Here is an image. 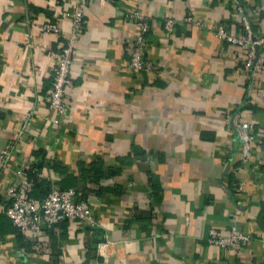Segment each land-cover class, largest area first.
<instances>
[{"label":"crops","instance_id":"0c3cea01","mask_svg":"<svg viewBox=\"0 0 264 264\" xmlns=\"http://www.w3.org/2000/svg\"><path fill=\"white\" fill-rule=\"evenodd\" d=\"M76 0H0V264H264V137L239 161L225 115L264 129V71L250 76L240 49L215 33H238L228 0H88L74 41L62 109L48 107L50 48L69 33ZM264 33V0H244ZM147 16L143 55L128 64L137 23ZM189 15L190 20H184ZM173 28H163L164 18ZM197 21V22H195ZM117 167L97 181L87 165ZM40 161L35 176L73 186L94 223L66 220L20 240L3 213L14 169ZM231 224L250 234L241 246L208 241Z\"/></svg>","mask_w":264,"mask_h":264},{"label":"built area","instance_id":"2783aa9c","mask_svg":"<svg viewBox=\"0 0 264 264\" xmlns=\"http://www.w3.org/2000/svg\"><path fill=\"white\" fill-rule=\"evenodd\" d=\"M87 1L76 0L70 12V30L65 38L59 35L60 27L55 21L46 20L41 23L43 30L52 31L60 37L56 47L49 49L53 63L47 102L48 107L55 111L62 109L64 88L70 80L69 67L72 47L83 29V6ZM228 1L238 14L239 31L238 33L232 32L219 23L215 27V33L225 42L240 49L241 66L250 76H256L264 71V33L256 30L253 26L246 11L244 0ZM125 16L134 19L137 23V30L130 39L128 49L127 59L130 69L134 72L149 70L152 63L143 55L144 34L149 27V18L136 9L126 12ZM190 19L189 15L184 17V20ZM173 25L172 18H164L163 28L166 31H171ZM225 121L235 130L239 161L244 163L250 155L252 142L256 136L264 137V129L256 127L252 120L241 118L234 113H227ZM11 150L12 146L9 142L0 147V172L6 167ZM14 175V179L7 183L4 189L5 197L2 211L11 223L22 232L37 236L44 230L45 226L55 224L62 219L81 221L84 224L87 223L88 227L93 225L94 219L90 206L85 199L77 198V191L74 187L58 188L50 185L47 192L37 199L29 195L32 182L25 171V166L16 167ZM250 237V234L240 230L235 224H231L225 231L216 227L208 229V241L222 246H241Z\"/></svg>","mask_w":264,"mask_h":264},{"label":"trees","instance_id":"16d2710c","mask_svg":"<svg viewBox=\"0 0 264 264\" xmlns=\"http://www.w3.org/2000/svg\"><path fill=\"white\" fill-rule=\"evenodd\" d=\"M39 164H40V161H35L34 163H31L27 167H25V171H26L28 177L30 178V180L32 182L29 195L31 197H34L37 199L41 198L47 192V190L50 186L49 183L46 181L43 183L42 178H40V179L36 178L35 171H36ZM86 168L89 170L87 178H89L91 180H95V181H97L100 177L107 175V174H110L112 172H115L117 170V167H111L110 165H104V163L101 160L91 161L89 163V165H87ZM79 199H81V198H79ZM9 221H10V219H9ZM65 221H66V219H62L55 224L45 226L44 229H48V228L52 227L53 225L57 226V225L65 222ZM12 225H13V229H14L17 237L20 240H22V237H24V232L19 230V228L16 227L14 224H12Z\"/></svg>","mask_w":264,"mask_h":264}]
</instances>
